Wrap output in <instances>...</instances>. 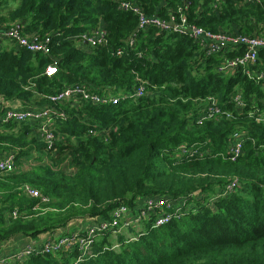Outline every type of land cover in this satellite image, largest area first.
<instances>
[{
    "label": "trees",
    "instance_id": "trees-1",
    "mask_svg": "<svg viewBox=\"0 0 264 264\" xmlns=\"http://www.w3.org/2000/svg\"><path fill=\"white\" fill-rule=\"evenodd\" d=\"M11 1L0 0V24L17 21L26 33L49 37L51 52L0 41V96L20 100L24 108L58 104L63 115L55 121L62 137L51 145L33 132L35 123L10 122L0 133V159L13 153L16 164L29 156L45 160L0 174V246L16 235L37 239L68 227L62 235L86 236L85 223L109 220L121 204L137 213L141 200L166 196L171 203L187 198L181 209H170L167 223L156 226V215L140 229L98 232L81 263L264 264L263 82L242 69L218 71L224 54L206 55L190 34L139 29L138 15L121 10L118 0H19L5 16ZM242 1L221 0L215 8V0H135L148 15L183 13L188 23L211 32L264 36V0ZM102 27L106 45L82 40ZM244 50L240 45L225 55ZM49 65L57 67L54 76L45 74ZM255 68L264 72V49ZM140 80L146 93L134 98ZM65 84L119 101L72 105L42 97ZM212 95L230 118L200 121L199 100ZM235 131L246 138L232 159ZM234 182L235 190L228 191ZM25 184L49 200L27 196ZM130 229L139 230L133 239ZM78 253H37L12 264H71Z\"/></svg>",
    "mask_w": 264,
    "mask_h": 264
},
{
    "label": "built area",
    "instance_id": "built-area-1",
    "mask_svg": "<svg viewBox=\"0 0 264 264\" xmlns=\"http://www.w3.org/2000/svg\"><path fill=\"white\" fill-rule=\"evenodd\" d=\"M219 1L215 0V8L219 6ZM242 3L248 4H260V0H243ZM119 8L121 10H131L138 15V27L139 29H146L150 26L157 28L160 31H175L184 34H190L201 45V49L206 55L223 53L224 57L221 63L218 65V71L234 72L237 69L248 75L250 78H254L263 82L264 85V72L258 71L255 67L258 63L259 51L264 49V36L259 35H247L241 33L230 32H211L204 29L201 26L188 23L185 15L180 14V18L171 16L168 18H162L158 15H148L144 12L143 8L138 5L135 0H118ZM181 9V8H180ZM107 32L104 27L96 30L93 35H82L81 38L84 42L91 46H104L108 43ZM0 41H10L15 45L25 48L31 52H43L44 54H50L51 46L49 45L50 38L47 37L44 40L38 39L36 32L26 33L24 24L20 22H13L10 25L0 24ZM135 41L129 40V45L133 46ZM244 46L245 50L241 54H235L233 56L225 55L227 52H232L238 46ZM123 53L122 49L118 50V55ZM57 72L55 65H49L46 67L45 74L47 76H54ZM140 85L136 88V91L132 95L134 98L143 96L146 93L145 81L140 80ZM35 83L31 82L30 86H34ZM46 99L53 104L61 101H70L72 105L80 104L83 100L91 101L95 105H105L108 103H118V97L111 94H104L100 96L98 94L89 93L84 86H78L75 84H67L60 91L54 94L43 95ZM238 106L242 107V97L240 94L235 96ZM202 115L200 121H206L212 118L226 115L230 118L231 112L224 113L220 107L219 100L216 96H208L202 98ZM63 115L58 109L51 106L50 108H18L16 106H9L8 101L2 100L0 96V133L6 130V125L10 122L19 123H35L39 126L40 137L49 145L54 144L60 136L55 132L56 116ZM95 130L90 129L89 134L94 135ZM231 153L232 159H236L242 153L243 141L246 138L241 132L235 131L231 136ZM185 152L184 146L182 147ZM16 169L15 155L7 153L0 159V174L11 172ZM235 182L228 185L227 190H235ZM25 194L29 197L40 198L44 201H48L49 198L43 195L38 189L32 187L29 184L23 186ZM187 198H179L178 201L171 203L166 196H154L143 199L138 203L142 206L137 213H133L132 210L125 204H121L111 214L109 220H100L96 225L90 226V230L87 231L86 236L78 234L70 235H55L49 234L46 241L41 242L39 239L32 240L27 244L25 248L18 249L11 252H4L3 246H0V264H12L18 261H23L28 256L37 253L56 252L62 250L72 251L77 249L80 256L71 264H80L85 254H87L93 246L94 237L98 232L111 231L113 233L123 232L124 229L129 227H140L151 216H156V226L167 223L173 216L171 208L176 210L181 209L183 204H186ZM161 210L163 213L158 214ZM56 238L55 241H53Z\"/></svg>",
    "mask_w": 264,
    "mask_h": 264
},
{
    "label": "rangeland",
    "instance_id": "rangeland-1",
    "mask_svg": "<svg viewBox=\"0 0 264 264\" xmlns=\"http://www.w3.org/2000/svg\"><path fill=\"white\" fill-rule=\"evenodd\" d=\"M18 1L19 0H15V1H11L10 2V5L7 7V8H5L3 11H2V14H4L5 16H8V15H6L7 14V11H8V9L9 8H15L17 5H18ZM10 24L11 23H13V21H8ZM7 43H9V44H11V46H14L15 44L14 43H12V42H10V41H8V42H6V44ZM33 154V153H32ZM32 156H29V157H23V158H21V160H20V162L18 163V164H16V167L18 168V167H21V166H23V168H29V169H31V168H34V167H37V166H39L40 164H43L44 162H45V160L42 162V160L41 159H35L34 157L33 158H31ZM64 165L65 164H63V168H64ZM76 171V169H71V170H69L68 172L69 173H73V172H75ZM5 174H7V173H5ZM98 223V221H92L91 223H85V228L83 229V231L85 232V230H90L91 231V229L90 228H88V227H90V226H92V225H96ZM134 228V227H133ZM140 228H142V227H140ZM139 228V229H140ZM68 230H66V228H63V229H60V230H58L57 232H56V234L59 236V235H61V236H63L62 235V233L63 232H65V231H69V230H71L72 228L71 227H68L67 228ZM125 230V229H124ZM131 231H130V235H129V233L127 232V235H129L130 237H131V239H133L132 237L133 236H135V235H137L138 233H139V230L138 229H130ZM108 232H111V231H108ZM74 233V232H73ZM73 233H71V234H73ZM126 233V232H125ZM114 234H117V233H114ZM48 237H49V233H47V234H44V235H42L40 238L41 239H39V241H41V242H44V241H46L47 239H48ZM56 240V238L53 240V241H55ZM69 252H72V251H69ZM80 256V253H78V255H76L73 259H75V258H77V257H79ZM72 263V262H71ZM80 264H82L81 262H80Z\"/></svg>",
    "mask_w": 264,
    "mask_h": 264
},
{
    "label": "crops",
    "instance_id": "crops-1",
    "mask_svg": "<svg viewBox=\"0 0 264 264\" xmlns=\"http://www.w3.org/2000/svg\"><path fill=\"white\" fill-rule=\"evenodd\" d=\"M65 86H67V84H65L64 87ZM37 95L39 97V94H37ZM41 95H43V94H41ZM42 97H39V98L42 99ZM199 102L202 103V98L199 100ZM8 105L9 106H16L20 109L25 107L24 104L20 100H8ZM50 107H51V105L46 106V108H50ZM30 108L41 109V108H37V107H30ZM55 109H58V104L55 105ZM33 128H35V130L33 131V132H35V134L39 135L41 133L39 130V126L37 124ZM55 132L60 136V138L62 137L61 133L57 132L56 129H55ZM12 151H14V150H12ZM21 168H23V166H21ZM137 228H140V227H137ZM37 239H41V238H37ZM32 240H36V239L31 238V237H27L24 235H16L13 238H11L7 244L3 245V248H4L3 251L4 252H11V251H15L18 249L25 248L27 246V244L30 243Z\"/></svg>",
    "mask_w": 264,
    "mask_h": 264
}]
</instances>
